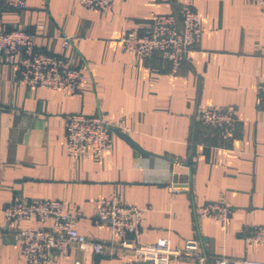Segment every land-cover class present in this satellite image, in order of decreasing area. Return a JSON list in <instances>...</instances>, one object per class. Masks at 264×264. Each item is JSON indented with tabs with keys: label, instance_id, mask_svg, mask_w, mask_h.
<instances>
[{
	"label": "crops",
	"instance_id": "1",
	"mask_svg": "<svg viewBox=\"0 0 264 264\" xmlns=\"http://www.w3.org/2000/svg\"><path fill=\"white\" fill-rule=\"evenodd\" d=\"M183 3L200 14L201 36L176 72L159 56L143 62L123 49L127 31L142 32L155 14ZM0 28L35 34L36 49L84 70L71 93L28 86L0 63V264H26L18 232L40 226L35 219L4 224L13 197L58 199L70 213L80 212L78 232L103 244L89 264L134 257L109 248L111 233L95 218L103 198L142 210L137 243L166 237L180 247L198 238L211 258L264 261V243L242 233L264 227V110L256 89L264 80V9L255 1L115 0L111 10L98 11L76 0H27L23 9L0 3ZM63 36L71 37L67 48ZM211 106L233 109L238 124L231 139L209 136L210 128L194 120L198 108ZM76 112L100 113L109 123L102 158L68 155L66 116ZM207 202L227 205L229 217H196ZM42 264H83V255L72 246Z\"/></svg>",
	"mask_w": 264,
	"mask_h": 264
},
{
	"label": "built area",
	"instance_id": "2",
	"mask_svg": "<svg viewBox=\"0 0 264 264\" xmlns=\"http://www.w3.org/2000/svg\"><path fill=\"white\" fill-rule=\"evenodd\" d=\"M79 4L98 11L111 10L115 0H76ZM264 9V0H253ZM6 8L23 9L27 0H0ZM35 34L22 29L0 28V63L15 68L18 78L28 86L49 87L75 93L80 89L84 70L73 64L69 57L36 49ZM200 14L188 4H178L172 13L155 14L142 32L127 31L120 38L126 52H136L143 62L159 56L176 72L185 62L187 52L200 41ZM71 44L70 36L62 37V45ZM258 104L264 110V80L257 82ZM194 120L210 128L209 136L229 140L236 130L238 120L230 107H201L195 111ZM111 141L109 123L100 114L81 112L66 116L64 144L68 155L76 158H102ZM176 164L178 162L176 161ZM230 208L220 202H207L196 211V217L225 221ZM142 210L115 198L98 200L95 218L99 225L107 226L111 249L129 250L133 259L126 264H175L180 259L195 264H264L255 259L211 258L198 238L187 239L180 247L171 245L166 237L149 243H137L141 229ZM80 212L70 213L58 199L24 200L13 197L3 209L4 224L16 220L35 219L40 226L21 229L20 252L26 264L45 261L68 254L70 248H79L83 264H89L92 254L103 249L101 242L78 232L76 222ZM49 222V224H48ZM3 230L0 228V235ZM248 241L264 243V227L254 225L242 230Z\"/></svg>",
	"mask_w": 264,
	"mask_h": 264
},
{
	"label": "water",
	"instance_id": "3",
	"mask_svg": "<svg viewBox=\"0 0 264 264\" xmlns=\"http://www.w3.org/2000/svg\"><path fill=\"white\" fill-rule=\"evenodd\" d=\"M121 136H123L125 139H127L128 140V138H127V136H125V134H120ZM129 141L131 142V140L129 139ZM134 145H136V144H134ZM138 147V146H137ZM139 148V147H138ZM140 149V148H139Z\"/></svg>",
	"mask_w": 264,
	"mask_h": 264
},
{
	"label": "trees",
	"instance_id": "4",
	"mask_svg": "<svg viewBox=\"0 0 264 264\" xmlns=\"http://www.w3.org/2000/svg\"><path fill=\"white\" fill-rule=\"evenodd\" d=\"M197 123V122H196ZM198 124V123H197ZM200 125V124H199Z\"/></svg>",
	"mask_w": 264,
	"mask_h": 264
}]
</instances>
